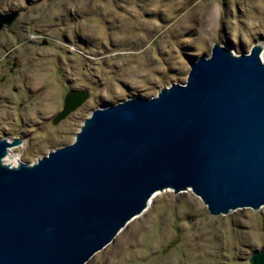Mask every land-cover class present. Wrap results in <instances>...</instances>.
Returning a JSON list of instances; mask_svg holds the SVG:
<instances>
[{
	"label": "water",
	"instance_id": "obj_1",
	"mask_svg": "<svg viewBox=\"0 0 264 264\" xmlns=\"http://www.w3.org/2000/svg\"><path fill=\"white\" fill-rule=\"evenodd\" d=\"M17 16L0 12V30ZM262 50L215 43L186 82L94 109L74 142L33 163H6L21 139L0 138V264H87L158 190L191 187L212 215L264 205ZM87 97L72 91L56 120Z\"/></svg>",
	"mask_w": 264,
	"mask_h": 264
},
{
	"label": "rangeland",
	"instance_id": "obj_2",
	"mask_svg": "<svg viewBox=\"0 0 264 264\" xmlns=\"http://www.w3.org/2000/svg\"><path fill=\"white\" fill-rule=\"evenodd\" d=\"M6 11L18 16L0 30V138L21 139L9 150L27 163L74 142L94 109L186 82L215 43L260 44L264 61V0H1ZM157 192L87 264H250L264 249V205L212 215L191 187Z\"/></svg>",
	"mask_w": 264,
	"mask_h": 264
},
{
	"label": "bare ground",
	"instance_id": "obj_3",
	"mask_svg": "<svg viewBox=\"0 0 264 264\" xmlns=\"http://www.w3.org/2000/svg\"><path fill=\"white\" fill-rule=\"evenodd\" d=\"M159 63H160V62H159ZM88 88H89V87H88ZM5 161L10 162L11 164H13V163H18L19 158H18L17 155H14V154L12 153V151L9 150V153H8V155H7L6 159H5ZM13 165H16V164H13ZM157 195H158V192L155 193V194L152 196L151 201H153V200H154L153 198L156 197ZM151 203H152V202H151Z\"/></svg>",
	"mask_w": 264,
	"mask_h": 264
}]
</instances>
